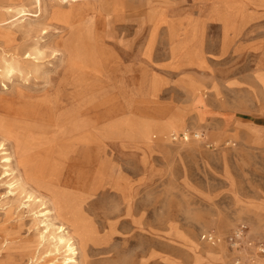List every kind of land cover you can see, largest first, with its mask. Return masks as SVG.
Here are the masks:
<instances>
[{
	"label": "rangeland",
	"instance_id": "rangeland-1",
	"mask_svg": "<svg viewBox=\"0 0 264 264\" xmlns=\"http://www.w3.org/2000/svg\"><path fill=\"white\" fill-rule=\"evenodd\" d=\"M34 27L15 44L73 47L80 36L83 54L94 53L98 62L84 69L71 58L59 64L49 48L38 61L65 93L79 92L70 103L94 98L114 133L103 140L112 155L96 169L79 167V156L58 182L76 196L92 238L77 264H264V0H80L55 4ZM11 81L0 76L10 127L30 114L15 89L24 82ZM59 88H49L52 99ZM175 114L180 131L161 135ZM1 155L0 264H64L63 249L35 241L44 205L6 210L13 194ZM79 179L90 196L77 194ZM239 225L245 236L234 248L228 237ZM210 231L216 243L203 238Z\"/></svg>",
	"mask_w": 264,
	"mask_h": 264
},
{
	"label": "bare ground",
	"instance_id": "bare-ground-1",
	"mask_svg": "<svg viewBox=\"0 0 264 264\" xmlns=\"http://www.w3.org/2000/svg\"><path fill=\"white\" fill-rule=\"evenodd\" d=\"M31 1L34 11L25 8V5ZM74 1L80 0H49L48 4L42 3V0H0V76L10 85L13 84L11 81L13 76L24 82V86L18 84L15 89L18 95L29 98L22 111L23 114L30 113L28 118H25L28 122L11 127L0 117V152L2 161L5 162L2 165L3 173L7 172L10 176L6 182L8 191L13 194L11 198H6L4 204H8L6 210H12L19 205H25L33 210L36 205H44L45 210L41 214L45 218L36 216V222L43 223L44 227L35 230V241L40 243L43 240L54 250L63 249L66 252L64 264H77L78 251L81 258H84L86 243L92 238L76 196L69 189L58 186L64 172L63 165L67 162H78L80 156L79 167L96 169L101 157L112 155L111 149L106 147L103 140L113 137L114 133L106 115L97 113L94 98L85 103H70L71 98L76 99L79 92L65 93L63 85L58 87L59 81L53 82L49 75V67H43L38 61L43 48H49L52 52L59 53V64L64 65L70 58L73 66L80 69H84L89 63L96 64L92 51L83 54L80 36H77L73 47L67 45L59 47L56 43L51 45L38 39L33 44L23 47L15 44V41L18 33L19 36L25 37L35 28V24L46 23L55 4ZM16 15L18 16L15 17ZM16 22H21V25L18 27ZM25 47L26 49H23ZM175 52L174 47L172 54ZM31 78L33 79L30 82ZM36 79L42 80V87L35 84ZM1 85L4 87L6 83L3 82ZM22 87L26 88L27 93L22 92ZM54 87L59 88V95L52 99L49 88ZM85 109L91 113L88 115ZM40 112H49L48 119L41 116ZM179 118L180 116L176 114L171 115L172 121L159 126L158 131L161 135L178 133L180 124L176 121ZM24 130L27 134L21 136L19 133ZM182 133L187 136L186 131ZM196 134L200 139V133ZM143 135L147 136V130L143 131ZM51 151L53 154L50 153ZM97 172L95 176L98 175L100 178V172ZM84 173V178H89V174ZM82 181L83 179L79 183ZM85 184L83 181L78 186L76 190L78 195L92 194L91 188L90 192V189L84 190ZM42 190L46 191L48 196L44 195Z\"/></svg>",
	"mask_w": 264,
	"mask_h": 264
},
{
	"label": "built area",
	"instance_id": "built-area-1",
	"mask_svg": "<svg viewBox=\"0 0 264 264\" xmlns=\"http://www.w3.org/2000/svg\"><path fill=\"white\" fill-rule=\"evenodd\" d=\"M184 139H188L183 135L182 136ZM191 137L193 138H198L197 134H191ZM245 236V226L244 225H239L237 227H235V229L232 231V233L229 235L228 237V241L230 242V245L233 246L234 248H237L240 246V244L243 242ZM203 238L210 243H216L218 241L217 235L215 233H213L212 231L210 232H206L203 236ZM258 252H264V246L260 245L258 248Z\"/></svg>",
	"mask_w": 264,
	"mask_h": 264
},
{
	"label": "crops",
	"instance_id": "crops-1",
	"mask_svg": "<svg viewBox=\"0 0 264 264\" xmlns=\"http://www.w3.org/2000/svg\"><path fill=\"white\" fill-rule=\"evenodd\" d=\"M95 62L97 63L98 61H96V57H95Z\"/></svg>",
	"mask_w": 264,
	"mask_h": 264
}]
</instances>
